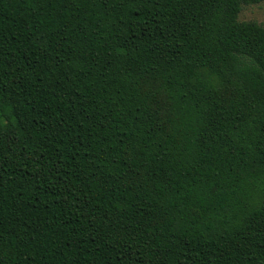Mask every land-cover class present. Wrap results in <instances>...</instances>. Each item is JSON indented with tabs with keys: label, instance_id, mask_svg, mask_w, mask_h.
Masks as SVG:
<instances>
[{
	"label": "trees",
	"instance_id": "trees-1",
	"mask_svg": "<svg viewBox=\"0 0 264 264\" xmlns=\"http://www.w3.org/2000/svg\"><path fill=\"white\" fill-rule=\"evenodd\" d=\"M264 0H0V264H264Z\"/></svg>",
	"mask_w": 264,
	"mask_h": 264
},
{
	"label": "rangeland",
	"instance_id": "rangeland-1",
	"mask_svg": "<svg viewBox=\"0 0 264 264\" xmlns=\"http://www.w3.org/2000/svg\"><path fill=\"white\" fill-rule=\"evenodd\" d=\"M240 21H255L264 26V2L259 5L246 6L239 15Z\"/></svg>",
	"mask_w": 264,
	"mask_h": 264
}]
</instances>
